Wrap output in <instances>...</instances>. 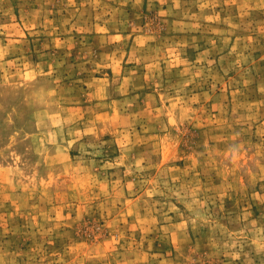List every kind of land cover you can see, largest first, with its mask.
<instances>
[{
  "label": "rangeland",
  "instance_id": "rangeland-1",
  "mask_svg": "<svg viewBox=\"0 0 264 264\" xmlns=\"http://www.w3.org/2000/svg\"><path fill=\"white\" fill-rule=\"evenodd\" d=\"M0 264H264V0H0Z\"/></svg>",
  "mask_w": 264,
  "mask_h": 264
}]
</instances>
